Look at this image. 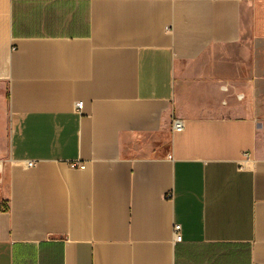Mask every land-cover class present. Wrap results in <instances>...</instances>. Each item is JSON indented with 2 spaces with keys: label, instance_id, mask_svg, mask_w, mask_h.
Instances as JSON below:
<instances>
[{
  "label": "crops",
  "instance_id": "1",
  "mask_svg": "<svg viewBox=\"0 0 264 264\" xmlns=\"http://www.w3.org/2000/svg\"><path fill=\"white\" fill-rule=\"evenodd\" d=\"M0 264H264V0H0Z\"/></svg>",
  "mask_w": 264,
  "mask_h": 264
},
{
  "label": "built area",
  "instance_id": "2",
  "mask_svg": "<svg viewBox=\"0 0 264 264\" xmlns=\"http://www.w3.org/2000/svg\"><path fill=\"white\" fill-rule=\"evenodd\" d=\"M75 108L77 110H81L82 108V103L81 102H77L75 104ZM171 128L173 131L176 132H180L183 130L184 128V121L182 119L179 118H173L171 121ZM26 166H32V162H26ZM72 167H77V168H83V164L80 163H72L71 164ZM173 237L175 241H180L181 240V236H180V226L179 225H174L173 226Z\"/></svg>",
  "mask_w": 264,
  "mask_h": 264
}]
</instances>
